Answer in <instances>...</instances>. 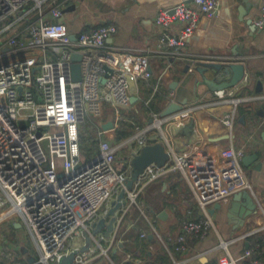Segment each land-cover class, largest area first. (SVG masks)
I'll return each mask as SVG.
<instances>
[{
    "label": "built area",
    "instance_id": "2783aa9c",
    "mask_svg": "<svg viewBox=\"0 0 264 264\" xmlns=\"http://www.w3.org/2000/svg\"><path fill=\"white\" fill-rule=\"evenodd\" d=\"M69 4V0H0V221L18 215L38 251L37 263L56 264L62 255L77 248H69V243L78 233H87L99 245L96 235H91V225L106 214L107 202L124 189L123 214L137 209L148 220L150 233L160 237L138 197L150 182L179 171L199 209L198 217L182 220L174 238L175 250L183 252L187 235L201 239L214 228L213 205L227 202L238 190H250L240 164L245 148L229 146L221 150L219 166L192 172L190 158L177 151L164 129L167 125L181 128L192 117L194 106L185 105L167 115L150 109L149 122L144 125L124 118L121 110L131 104L130 79L151 80L148 55L189 57V38L201 18L217 14L220 0H181L160 9L154 17L159 30L156 46L135 55L116 51L108 44L117 33L114 24L69 32L62 12ZM253 24L264 27V6ZM74 52L80 53V79L76 81L71 74ZM168 68H172L171 63L158 74L154 90ZM233 93V88H221L209 97L213 104L228 102L230 107L221 122L230 133L241 102ZM144 104L149 106V100ZM105 105L111 109L108 120L113 128L104 131L98 125L97 147L86 155L80 143L81 126L87 119L103 116ZM121 121L133 124V132L115 142L108 136ZM152 131L155 133L150 134ZM155 142L164 145L168 161L160 167L154 163L144 167L127 189L130 174L119 167V160L128 162L143 145ZM123 146L128 156L118 159L117 150ZM47 161L50 166L45 167ZM120 219L115 221L116 227ZM146 235L140 233L141 237ZM221 245L226 248L225 243ZM1 254L6 260L11 258V252ZM87 258L86 252H78L73 264H86ZM172 264L182 262L173 259Z\"/></svg>",
    "mask_w": 264,
    "mask_h": 264
},
{
    "label": "crops",
    "instance_id": "0c3cea01",
    "mask_svg": "<svg viewBox=\"0 0 264 264\" xmlns=\"http://www.w3.org/2000/svg\"><path fill=\"white\" fill-rule=\"evenodd\" d=\"M179 1L69 0L70 4H75V9L64 13L63 21L67 30L74 34L98 25L114 24L117 33L108 44L116 51L135 55L143 48L156 46L159 35L154 25L156 13ZM262 6L264 0H220L217 14L212 18H201L189 38L186 50L189 57L148 55L151 80L132 81L130 96L136 99L124 108L126 113L134 114L130 117L133 123L144 125L149 122L150 109L162 113L170 103L179 104L181 108L194 106L192 117L185 120L181 128L167 125L165 134L177 151L190 158L192 166L189 170L192 172L219 166L221 150L243 146L245 154L240 164L251 185L248 191L256 202L255 212L242 219L239 214L241 203L230 208L231 198L219 207L213 205L210 214L214 228L201 239L187 235L186 250L176 251L174 238L182 220L198 217L199 209L181 172L171 171L147 184L138 197L160 237L152 234V238L144 241L145 237L140 233L144 231L147 237L151 234L148 220L135 208L123 214L121 206L115 212L116 221L121 218L118 226L114 222V230L108 237L96 234L99 245L91 240L85 251L86 264H158L154 258L162 251L168 256L167 264H172L173 259L181 260L182 264H264V27L257 28L253 24ZM173 28H177V24ZM213 55L217 57H209ZM192 59L195 61L190 71ZM168 63L172 68L166 70L154 90L158 74ZM207 63L223 67H207ZM231 63L241 64L244 75L227 87L233 88L234 97L241 98L230 133L221 122L230 106L228 102H210L209 97L216 88L207 81L229 80L232 72L226 73L223 69ZM146 100H149V106L144 104ZM101 117L98 125L109 119ZM255 159L260 162L259 169L255 168ZM130 170L126 169L129 174ZM116 196L107 202V210ZM13 224L11 228L0 229V264H39L34 241L32 239L31 245L27 237L30 235L28 229L27 233L21 234L20 224ZM74 237L77 238L72 239L69 248L84 246V233ZM223 243L226 248L221 245ZM2 251L11 252V258L6 260Z\"/></svg>",
    "mask_w": 264,
    "mask_h": 264
},
{
    "label": "water",
    "instance_id": "95a60500",
    "mask_svg": "<svg viewBox=\"0 0 264 264\" xmlns=\"http://www.w3.org/2000/svg\"><path fill=\"white\" fill-rule=\"evenodd\" d=\"M189 1V0H185ZM75 9V4L72 3L66 8L62 10L63 13L73 11ZM72 40L75 39L74 35L70 36ZM80 59V53L74 52L71 54V74L73 80H79L80 79V66L78 63V60ZM207 67H214L216 69H222L221 64L216 63H207L205 64ZM188 66H186L185 69H187ZM104 69L107 71H110V69L106 66H104ZM224 72L230 73L232 72V76L229 80L223 81V82H215L214 80H208L207 82L212 86V88L221 89V88H227L235 84L239 79H241L244 75V68L241 64L231 63L224 67ZM107 74L105 73L104 77L100 79V82L103 83L105 81V76ZM21 87L18 88L20 90ZM215 89V90H216ZM136 99L135 96H130L129 100L132 103ZM181 109V105L176 103H170L167 108L161 113L162 115H167L172 112H175L177 110ZM101 128L104 131L110 130L113 128V123L111 120H108L101 124ZM253 158H255V155H251ZM250 159L251 157L248 156ZM125 159V158H124ZM169 155L168 152L165 150V147L160 142H155L152 144H146L143 145L139 151L131 156L129 161L124 162V167L127 165L130 166L131 172L130 177L128 178L125 187L127 189H130L133 185V183L138 179V175L142 172L144 167L147 165L154 163L157 166H162L168 161ZM256 163V169L260 168V162L254 161ZM124 197V189H121L119 193L116 196V199L112 202V205L107 210L106 214L103 216H100L96 221H94L91 225V235L94 236L96 234L102 233L105 237H108L110 233L113 230L114 222L116 221V210H118L123 202L121 201ZM241 203V210H240V217L244 219L249 214H252L256 210V202L254 201L251 193L248 190H238L235 192L231 200L229 201V207L232 208L236 203ZM220 204H215V207H219ZM213 210L210 209V212ZM161 216V215H160ZM107 219V220H106ZM85 238V244L81 248H74L67 254H64L61 256L57 264H73L74 263V257L78 252H85L90 243L91 238L90 235L87 233H84ZM148 238H152V234L148 235Z\"/></svg>",
    "mask_w": 264,
    "mask_h": 264
},
{
    "label": "rangeland",
    "instance_id": "374dc122",
    "mask_svg": "<svg viewBox=\"0 0 264 264\" xmlns=\"http://www.w3.org/2000/svg\"><path fill=\"white\" fill-rule=\"evenodd\" d=\"M132 79H130V83L132 84ZM111 109L109 106H104V114H106V112H109ZM129 113H127L128 115ZM100 118H91V119H87L85 120V122L82 124L81 126V133L83 135L84 138H86L83 143H82V147L83 146H91L90 144V140L88 139V136L89 134H92L93 138L95 137V134H96V131H97V126H98V122H99ZM55 130V128H51V131L53 132ZM104 136V135H103ZM111 136V135H110ZM108 136L109 139H114L115 142L116 141V138H115V134L113 135V137L111 136ZM85 150H83L84 152ZM88 152V150H86ZM117 157L118 159L121 158V157H126L128 156V151H127V147L126 146H123V147H120L118 150H117ZM57 163H58V159H56ZM119 163L120 164H123L121 163V160H119ZM44 166H50V162L47 161ZM120 167V166H119ZM121 169H128L127 167H124L122 166ZM57 171L59 172L60 171V168L59 166L57 167ZM103 210V208H102ZM101 210V211H102ZM100 211V213H101ZM14 222L20 224V228H19V231L20 233L22 234V232L24 233H27L26 231V227L25 225L23 224L22 220L20 219V217L18 215H13V216H10L6 219H4L3 221H0V229H6V228H11L14 224ZM81 234V233H80ZM28 237V240L29 242L31 243V245L33 244V241H32V238L30 235L27 236ZM77 237H74L73 241H75Z\"/></svg>",
    "mask_w": 264,
    "mask_h": 264
},
{
    "label": "trees",
    "instance_id": "16d2710c",
    "mask_svg": "<svg viewBox=\"0 0 264 264\" xmlns=\"http://www.w3.org/2000/svg\"><path fill=\"white\" fill-rule=\"evenodd\" d=\"M121 113L124 116V118H129L130 119L131 116H134V114H132V113L127 115L125 109H122ZM101 118L104 119V120L106 118L111 119L112 118L111 110L109 112H106V114H103V116ZM131 131H133V127L131 126V123H129L127 121H121L119 128L116 129V132H115L116 140L120 141L122 138L127 137L131 133ZM85 139L86 138L83 137L82 133H80L81 147H82V143H83V141ZM88 139L90 140L91 146H83L82 147V150H85L84 152L86 153V155H89L90 153H92L97 147V140L95 139V137L93 138L92 134H89ZM86 150H88V152ZM144 241H146V242L148 241L147 235L145 236ZM154 262H158V264H167L168 263L167 254L164 251H162L161 253L157 254L155 256V258H154Z\"/></svg>",
    "mask_w": 264,
    "mask_h": 264
}]
</instances>
